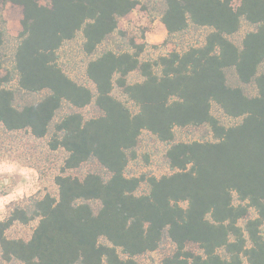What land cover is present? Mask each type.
Here are the masks:
<instances>
[{
	"label": "trees",
	"instance_id": "16d2710c",
	"mask_svg": "<svg viewBox=\"0 0 264 264\" xmlns=\"http://www.w3.org/2000/svg\"><path fill=\"white\" fill-rule=\"evenodd\" d=\"M7 3L22 20L12 39L0 13V158L55 190L6 206L0 264H145L153 253L159 264H264V0H156L162 47L205 31L156 58L119 30L150 0ZM243 23L253 30L235 44ZM78 36L83 83L58 57ZM117 36L124 47L99 52ZM213 107L239 123L225 127ZM176 129L207 136L176 142ZM143 133L165 147L168 174L127 175ZM23 138L28 154L9 146Z\"/></svg>",
	"mask_w": 264,
	"mask_h": 264
},
{
	"label": "rangeland",
	"instance_id": "374dc122",
	"mask_svg": "<svg viewBox=\"0 0 264 264\" xmlns=\"http://www.w3.org/2000/svg\"><path fill=\"white\" fill-rule=\"evenodd\" d=\"M156 0H150L148 9L145 11L136 9L129 14L125 19L119 23V30L123 32L127 38L134 37L137 44L146 43L149 47L146 48L144 58H156L158 55L168 54L174 49H179L182 46L197 44L202 42L205 35V31H191L184 36H177L169 40V43L162 47L163 42L166 39V32L164 27L159 21L158 12L154 2ZM4 0H0V13L6 22V27L9 36L12 39H16L21 31L22 11L21 8L11 5L9 3L3 4ZM43 4V2H42ZM253 28L243 23L240 32L232 38L235 44H239L241 38L247 33L252 31ZM143 38V40L141 39ZM81 37L78 36L74 41L65 44L58 52L59 64L62 69L68 74V76L76 82L83 83L84 69L88 58L84 57L80 52ZM124 41L117 36L114 40L104 44L99 52L105 49L116 50L118 45L124 47ZM150 46H160L159 49L153 50ZM9 52V50H7ZM10 61L7 57V63L5 67L10 69ZM5 73L2 72V75ZM139 78L136 74L130 76L129 81L134 83ZM115 98L122 102H126L125 98L118 92H114ZM127 106L135 111L130 103H126ZM90 111L87 110L86 113ZM212 115L220 121L225 127H231L239 123L238 120H233L222 115V113L216 108H212ZM176 142H192L199 140L201 137H206V131L204 129H176L175 130ZM208 138V137H207ZM5 139L0 134V140ZM11 143L10 140H7ZM9 146H18L21 151L28 154L29 147L27 146L26 139L20 140L15 144ZM165 147L158 143L154 138L148 134L143 133L140 139V144L137 150V159L129 163L127 168L128 176H140L151 175L155 177H161L168 174L167 167L163 161V155ZM16 157L0 158V220L3 219L6 212V206L15 200H21L22 198L32 196L34 194L44 195L47 191L54 192L51 179L49 175L42 177L32 168L24 167L15 161ZM20 189V191H18ZM146 191V187L143 185L140 189V193ZM12 197V199H9ZM30 231L28 229L17 228L14 230L13 235L19 237H25ZM161 255L153 253L142 260L145 264H159Z\"/></svg>",
	"mask_w": 264,
	"mask_h": 264
},
{
	"label": "clouds",
	"instance_id": "9594fccd",
	"mask_svg": "<svg viewBox=\"0 0 264 264\" xmlns=\"http://www.w3.org/2000/svg\"><path fill=\"white\" fill-rule=\"evenodd\" d=\"M18 191H20V189H18ZM9 199H12V197H9Z\"/></svg>",
	"mask_w": 264,
	"mask_h": 264
}]
</instances>
